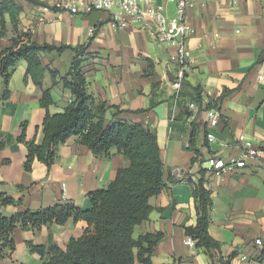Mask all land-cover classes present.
<instances>
[{"label":"crops","instance_id":"1","mask_svg":"<svg viewBox=\"0 0 264 264\" xmlns=\"http://www.w3.org/2000/svg\"><path fill=\"white\" fill-rule=\"evenodd\" d=\"M41 1L58 8L19 0L23 6L19 31L29 33L37 43L86 46L83 70L94 106L105 104L108 120L141 123L158 137L166 186L150 198L152 209L133 233L135 238L149 234L156 240L153 263L208 264L203 249L190 245L185 233L186 226L197 223L193 182L204 169L205 185L213 198L209 233L222 244V255H233L230 264H264V0L194 1L187 21L195 32L187 39L189 67L179 91L172 84L177 72L171 60L176 45L158 41L154 25L117 27L107 11L72 13L62 0ZM170 3L166 7L172 16L176 4L170 12ZM5 19L2 48L17 35L9 14ZM39 55L47 69L42 86L51 89L54 99L49 111L61 113L74 99L60 78L67 75L75 51L67 48ZM27 72L28 62L18 61L7 100L2 98L5 85L0 77V143H5L0 146V193L23 198L22 205L3 206L0 212L9 217L64 201L89 209L88 193L106 188L127 161L115 147L95 155L74 135L59 146L51 168L35 160L33 169L25 170L28 148L18 140L21 124L27 122L28 140L39 141L47 112L41 104L43 90ZM193 102L195 109L189 106ZM116 108L120 112L115 116ZM213 108L222 115L215 127L209 125L207 115ZM194 128L195 149L200 154L195 163L196 153L190 148ZM208 132L213 139L207 138ZM240 135L262 148V155H246L237 141ZM211 156L228 163L244 160L245 165L216 174L206 163ZM86 225L72 217L63 225L53 223L40 230L18 228L16 249L0 264H43L28 241L64 249L70 239L83 235Z\"/></svg>","mask_w":264,"mask_h":264},{"label":"trees","instance_id":"2","mask_svg":"<svg viewBox=\"0 0 264 264\" xmlns=\"http://www.w3.org/2000/svg\"><path fill=\"white\" fill-rule=\"evenodd\" d=\"M27 1L52 9L58 8L41 0ZM22 10L19 0H0V37L6 31L5 14H9L17 31L10 46L2 48L0 45V77L5 85L2 98L7 100L10 96L9 82L15 65L20 60H26L27 74L42 88L41 104L47 110L39 141L35 138L28 140L27 122L21 124L18 140L28 148L25 170L31 171L35 160L51 168L58 158L59 146L74 135L95 155L106 153L112 147L117 148L127 164L118 170L116 178L106 188L88 193L92 205L89 209L84 210L72 201H64L36 211L20 210L9 217L0 212V259L10 257L15 251V233L18 228L40 230L44 225L53 223L63 225L73 217L77 221L84 220L87 225L83 235L70 239L66 248L57 244L35 245L28 241L30 250L41 256L43 264H154L152 256L156 240L149 234L135 238L133 233L135 227L147 219L152 209L150 198L166 186L157 135L141 123L108 120V107L105 104L94 106L93 96L87 91L83 70L87 59L84 53L86 46L33 41L29 33L18 29V17ZM67 48L75 51V55L67 75L61 77L60 81L71 90L74 99L63 112L51 114L49 106L54 99L51 89L42 86L47 69L39 54L45 51L62 52ZM51 72L53 77H57L56 71ZM116 110L115 116L120 112V109ZM196 135L197 129L194 128L190 139V148L196 153L192 158L193 163L199 161L200 157L195 149ZM4 144L1 142L0 146ZM205 171L202 169L201 177L193 182L197 223L186 226L185 233L196 241L195 247L203 249L209 258L208 264H230L233 255L223 256L222 244L209 233L213 198L205 185ZM10 204L22 205L23 198L16 200L5 192L0 193V208Z\"/></svg>","mask_w":264,"mask_h":264},{"label":"built area","instance_id":"3","mask_svg":"<svg viewBox=\"0 0 264 264\" xmlns=\"http://www.w3.org/2000/svg\"><path fill=\"white\" fill-rule=\"evenodd\" d=\"M195 0H62V6L77 13L81 10H104L110 13L113 25L117 27H126L133 24L154 25L155 35L158 41L167 44H175L176 52L171 60L177 64L176 77L173 81V87L177 91L181 89L182 82L185 79L186 71L189 67L187 39L195 32L192 25L187 21L188 8L193 5ZM229 3L235 0H228ZM174 2L176 4V13L168 15L166 4ZM91 29L90 32H94ZM190 108L195 109L196 103H190ZM209 125L215 127L218 125L222 115L217 108L207 111ZM208 139H213L211 132L207 133ZM237 141L242 145V150L246 155L260 157L263 153L262 148H257L254 143L247 140L244 135H240ZM209 168L216 174H221L230 169L233 165L242 167L244 160L228 163L223 158L211 156L206 161ZM65 189V184L62 185ZM187 242L195 246L196 241L188 237ZM261 244V240H257Z\"/></svg>","mask_w":264,"mask_h":264},{"label":"rangeland","instance_id":"4","mask_svg":"<svg viewBox=\"0 0 264 264\" xmlns=\"http://www.w3.org/2000/svg\"><path fill=\"white\" fill-rule=\"evenodd\" d=\"M169 8H170V12H174L175 11V4H174V2H171L170 3Z\"/></svg>","mask_w":264,"mask_h":264}]
</instances>
